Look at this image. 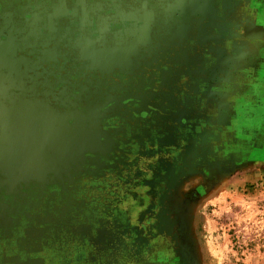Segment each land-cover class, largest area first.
I'll return each mask as SVG.
<instances>
[{"label": "rangeland", "instance_id": "rangeland-1", "mask_svg": "<svg viewBox=\"0 0 264 264\" xmlns=\"http://www.w3.org/2000/svg\"><path fill=\"white\" fill-rule=\"evenodd\" d=\"M135 1L0 0V264H264V0Z\"/></svg>", "mask_w": 264, "mask_h": 264}, {"label": "crops", "instance_id": "crops-1", "mask_svg": "<svg viewBox=\"0 0 264 264\" xmlns=\"http://www.w3.org/2000/svg\"><path fill=\"white\" fill-rule=\"evenodd\" d=\"M212 2L214 0H211ZM219 3L226 4L221 0H216ZM143 2V5H146V10L148 11L149 19L150 17L165 18L168 17L170 19V24L172 26H187L188 22H186V17L183 15L188 11H196L202 10L203 0H136L132 10H138V4ZM229 6L224 8L230 9L231 0H227ZM137 5V6H136ZM200 5V6H199ZM122 11V10H121ZM124 11V10H123ZM154 14V15H153Z\"/></svg>", "mask_w": 264, "mask_h": 264}, {"label": "water", "instance_id": "water-1", "mask_svg": "<svg viewBox=\"0 0 264 264\" xmlns=\"http://www.w3.org/2000/svg\"><path fill=\"white\" fill-rule=\"evenodd\" d=\"M71 120L65 119L60 122L50 120L47 124L48 126L42 129L43 136L50 137L60 135V137L69 142L83 143L84 141L82 139L86 138L85 133L78 128H75L72 125Z\"/></svg>", "mask_w": 264, "mask_h": 264}, {"label": "flooded vegetation", "instance_id": "flooded-vegetation-1", "mask_svg": "<svg viewBox=\"0 0 264 264\" xmlns=\"http://www.w3.org/2000/svg\"><path fill=\"white\" fill-rule=\"evenodd\" d=\"M25 3H26V1H25V2H22V1H21V6H22L21 8H23V6H25ZM22 4H23V5H22ZM23 9H24V8H23ZM6 21H7V20H6ZM6 21H2V20H0V22H3V24H2L3 27H2V26H1V27H2V29H4L3 32L0 30V31H1V32H0V40L6 42V40H7V36H8V38H9V35H12L13 32L17 33V31H15L16 29H20V31H19V32H20L19 37L21 38L20 41H22V36L24 35V32H22V30L25 29V26L21 24L19 27H16V28H15V26H14V27L12 26V27H13V28H12L11 25H9L8 23L6 24ZM7 27H11V29H8ZM13 29H15V30H13ZM5 32H6L7 34H6ZM8 33H9V34H8ZM4 44H5V43H4ZM9 56H11V55H9ZM15 57H17V56H11V57L6 56V57H4V58H15ZM22 57H23L24 59L26 58L25 55H22V54H21V55H20V59H21ZM15 59H16V58H15ZM11 115H12V114H10L9 116H6V114H2V113H0V133L2 132V129L4 128V127L2 126V123H3V122H6L8 119H11V117H10ZM23 115L26 116V114H23ZM5 118H7V120H6ZM1 122H2V123H1ZM7 122L9 123L10 120H8Z\"/></svg>", "mask_w": 264, "mask_h": 264}]
</instances>
